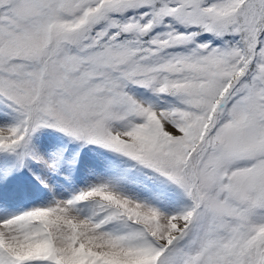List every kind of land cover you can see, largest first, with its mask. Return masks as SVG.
Masks as SVG:
<instances>
[{
    "label": "snow or ice",
    "instance_id": "1",
    "mask_svg": "<svg viewBox=\"0 0 264 264\" xmlns=\"http://www.w3.org/2000/svg\"><path fill=\"white\" fill-rule=\"evenodd\" d=\"M0 264H264V0H0Z\"/></svg>",
    "mask_w": 264,
    "mask_h": 264
},
{
    "label": "bare ground",
    "instance_id": "2",
    "mask_svg": "<svg viewBox=\"0 0 264 264\" xmlns=\"http://www.w3.org/2000/svg\"><path fill=\"white\" fill-rule=\"evenodd\" d=\"M95 157L90 152H85L83 154V162L80 165V172L79 175L81 178H83L87 172L88 166L90 163L94 162ZM14 186H18L20 188L25 187H31L33 190H35V186L31 183V178L29 175H21L18 177L16 181H14Z\"/></svg>",
    "mask_w": 264,
    "mask_h": 264
}]
</instances>
